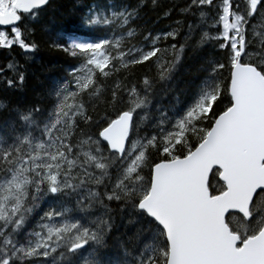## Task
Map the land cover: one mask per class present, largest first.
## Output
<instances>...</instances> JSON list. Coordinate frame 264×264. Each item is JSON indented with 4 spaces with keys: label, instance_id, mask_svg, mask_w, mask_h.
Returning a JSON list of instances; mask_svg holds the SVG:
<instances>
[{
    "label": "snow or ice",
    "instance_id": "snow-or-ice-1",
    "mask_svg": "<svg viewBox=\"0 0 264 264\" xmlns=\"http://www.w3.org/2000/svg\"><path fill=\"white\" fill-rule=\"evenodd\" d=\"M49 4L0 0V49L34 53ZM85 8V31L50 39L75 61L50 106L0 101V264H264V0ZM190 44L204 53L191 103L152 117ZM138 67L155 77L137 83ZM25 79L17 60L0 66L6 89Z\"/></svg>",
    "mask_w": 264,
    "mask_h": 264
},
{
    "label": "trees",
    "instance_id": "trees-1",
    "mask_svg": "<svg viewBox=\"0 0 264 264\" xmlns=\"http://www.w3.org/2000/svg\"><path fill=\"white\" fill-rule=\"evenodd\" d=\"M93 0H51L48 6L39 13L34 27L36 33L34 39L39 45L34 53L23 54L17 47L12 51L0 49V66H3L11 59L17 60L25 68V83L22 88L6 89L4 85H0V101L5 104L15 105H32L39 104L41 108L47 109L51 100L48 93L52 86L58 81L66 77L68 69L75 63L62 51L54 48L50 44V39L55 38L58 34H64L65 40L73 33L79 34L84 29L80 28V16L86 11L85 6L92 3ZM126 3L135 4L137 0H124ZM184 0H162V4L167 7L172 3L183 4ZM159 9L155 12L152 9L145 8L142 10L144 21L148 22V26L155 31L161 29L167 30L171 20H163L153 24L152 21L159 13ZM196 37L193 38V43ZM170 43H176L177 47L184 43L183 37H178L176 41H167L161 44L166 47ZM204 53L195 50L192 44L185 48L179 63L176 64L172 78L167 82H157L153 89L151 100V116L158 115L157 107L169 110L180 108L192 101L195 86L200 82L202 73L200 65ZM171 59V56H169ZM155 77L156 69L152 67H138L136 69V82L139 83V77L144 73ZM9 75H12L9 73ZM9 118L8 112H0V122ZM210 183L213 187H218L217 178L211 176ZM43 207V206H42ZM39 211V210H38ZM116 225L119 232L114 230L113 236L120 235L127 231L125 227H121V219L119 215L115 217ZM126 224L127 222L124 221ZM115 240L110 236L108 239V248L105 250L112 254L114 250Z\"/></svg>",
    "mask_w": 264,
    "mask_h": 264
},
{
    "label": "water",
    "instance_id": "water-1",
    "mask_svg": "<svg viewBox=\"0 0 264 264\" xmlns=\"http://www.w3.org/2000/svg\"><path fill=\"white\" fill-rule=\"evenodd\" d=\"M50 1H51V0H50ZM0 27H2V26H0ZM211 176H212V174L209 175V181H210V179H211Z\"/></svg>",
    "mask_w": 264,
    "mask_h": 264
},
{
    "label": "rangeland",
    "instance_id": "rangeland-1",
    "mask_svg": "<svg viewBox=\"0 0 264 264\" xmlns=\"http://www.w3.org/2000/svg\"><path fill=\"white\" fill-rule=\"evenodd\" d=\"M59 82V81H58Z\"/></svg>",
    "mask_w": 264,
    "mask_h": 264
}]
</instances>
